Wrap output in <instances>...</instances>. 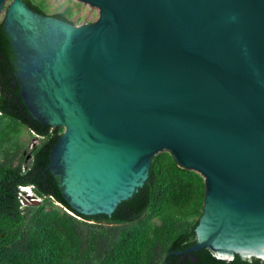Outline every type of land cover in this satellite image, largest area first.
Masks as SVG:
<instances>
[{
  "label": "water",
  "instance_id": "95a60500",
  "mask_svg": "<svg viewBox=\"0 0 264 264\" xmlns=\"http://www.w3.org/2000/svg\"><path fill=\"white\" fill-rule=\"evenodd\" d=\"M0 0L31 116L64 131L49 171L74 210L112 216L169 152L205 180L197 242L264 260V0H78L77 25Z\"/></svg>",
  "mask_w": 264,
  "mask_h": 264
},
{
  "label": "trees",
  "instance_id": "16d2710c",
  "mask_svg": "<svg viewBox=\"0 0 264 264\" xmlns=\"http://www.w3.org/2000/svg\"><path fill=\"white\" fill-rule=\"evenodd\" d=\"M48 14L44 2L25 0ZM70 9L52 14L71 21ZM16 54L0 22V264H264L260 258L231 260L197 242L205 180L182 168L169 152L157 154L150 176L112 216L84 215L64 198L48 167L64 128L34 119L20 94ZM28 129L32 140L24 139ZM31 186L35 198L21 196ZM24 201V203H23ZM59 202L63 208L55 206ZM192 257L195 260H192Z\"/></svg>",
  "mask_w": 264,
  "mask_h": 264
},
{
  "label": "rangeland",
  "instance_id": "374dc122",
  "mask_svg": "<svg viewBox=\"0 0 264 264\" xmlns=\"http://www.w3.org/2000/svg\"><path fill=\"white\" fill-rule=\"evenodd\" d=\"M11 1L12 0H7L5 6L8 7ZM35 1L38 3L44 2L46 11L50 15L56 12H62L70 9L72 12L70 19L73 23L77 25L95 21L99 13L98 8L92 7L91 5L84 2H80L78 0H35ZM5 16H6V10L0 13V22H2L5 19ZM23 131H24V139L26 141L27 140L34 141L32 140V135L28 129L25 128ZM23 190L25 196L33 194V190L31 188L26 187ZM55 206L62 209V206L58 205L57 203L55 204Z\"/></svg>",
  "mask_w": 264,
  "mask_h": 264
},
{
  "label": "built area",
  "instance_id": "2783aa9c",
  "mask_svg": "<svg viewBox=\"0 0 264 264\" xmlns=\"http://www.w3.org/2000/svg\"><path fill=\"white\" fill-rule=\"evenodd\" d=\"M26 187H28V186H21V196H22V198H24V188H26ZM30 198L32 199V200H37V201H39V200H41V198H34V197H32V196H30ZM23 203H24V201H23ZM58 205H61L59 202H56ZM62 206V205H61ZM63 207V206H62Z\"/></svg>",
  "mask_w": 264,
  "mask_h": 264
},
{
  "label": "clouds",
  "instance_id": "9594fccd",
  "mask_svg": "<svg viewBox=\"0 0 264 264\" xmlns=\"http://www.w3.org/2000/svg\"><path fill=\"white\" fill-rule=\"evenodd\" d=\"M28 188H31V186H28ZM32 189V188H31ZM33 190V189H32ZM29 196H32V197H34L35 198V194H34V192H33V194H30ZM38 198V197H37ZM63 208V207H62Z\"/></svg>",
  "mask_w": 264,
  "mask_h": 264
},
{
  "label": "flooded vegetation",
  "instance_id": "af4514ba",
  "mask_svg": "<svg viewBox=\"0 0 264 264\" xmlns=\"http://www.w3.org/2000/svg\"><path fill=\"white\" fill-rule=\"evenodd\" d=\"M184 254H186V253H184ZM192 260H195V258H194V257H192Z\"/></svg>",
  "mask_w": 264,
  "mask_h": 264
}]
</instances>
